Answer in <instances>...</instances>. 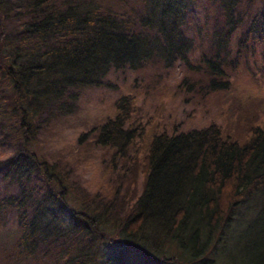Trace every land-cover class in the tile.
I'll return each instance as SVG.
<instances>
[{
  "label": "trees",
  "instance_id": "1",
  "mask_svg": "<svg viewBox=\"0 0 264 264\" xmlns=\"http://www.w3.org/2000/svg\"><path fill=\"white\" fill-rule=\"evenodd\" d=\"M122 1L0 0V253L12 264H264V118L252 105L263 97H231L223 124L154 133L129 121L134 97L122 95L73 146L110 149L92 206L32 148L44 113L69 115L114 71L182 61L192 80L181 84L205 96L243 63L264 74V0H137L138 15Z\"/></svg>",
  "mask_w": 264,
  "mask_h": 264
},
{
  "label": "rangeland",
  "instance_id": "2",
  "mask_svg": "<svg viewBox=\"0 0 264 264\" xmlns=\"http://www.w3.org/2000/svg\"><path fill=\"white\" fill-rule=\"evenodd\" d=\"M105 1L109 3L110 0ZM125 1L133 4L136 15L141 12V6L136 5L137 0L122 2ZM198 42L202 45L201 41ZM198 42H196L197 48L200 46ZM161 64H148L135 70L114 71L108 77V85L83 90L72 113L57 118L52 123V119L44 113L46 126H41L40 129L34 127L37 129L35 134L37 139L32 148L48 158L52 164L56 163L63 171H67L74 184L83 186L84 192L78 198V202L85 201V204L92 206L94 202L97 204L98 197L104 196L103 192L100 193L95 187L101 179H105L102 178V172L104 165L110 160V149L90 145L86 141L77 145L75 149L73 146L77 144L78 135L90 131L92 126L114 113L115 100L122 95L130 94L134 97L129 121L137 126L138 130L154 133L163 131L171 133L188 127H205L213 121L223 124L225 118L220 112L227 109L230 104L231 110H234L236 101L229 102L231 97H241L242 102L250 95L264 98V74L260 75L259 69L254 73L247 72L244 63L231 71L228 70L230 88L206 96L200 89L189 91L181 84L183 78L190 82L192 80L189 76L190 69L186 68L182 61L175 63L168 71L161 67ZM250 74H253L257 80H254ZM202 76L201 70L193 72V78L198 79L201 84ZM253 102L252 105L260 115L259 118L263 119V106L256 101ZM86 135L84 134L83 138H87ZM141 140V138L137 139L136 146ZM130 152L132 156L133 152ZM4 154L10 153L4 152ZM128 165L129 163L123 167L122 163H118L114 173L123 175L124 178H131L132 172L128 170ZM139 177L137 180L140 189L142 183ZM0 264L12 263L5 258L4 253H0Z\"/></svg>",
  "mask_w": 264,
  "mask_h": 264
}]
</instances>
